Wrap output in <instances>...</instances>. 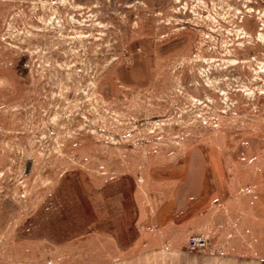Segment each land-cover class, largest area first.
I'll return each mask as SVG.
<instances>
[{
    "label": "rangeland",
    "instance_id": "1",
    "mask_svg": "<svg viewBox=\"0 0 264 264\" xmlns=\"http://www.w3.org/2000/svg\"><path fill=\"white\" fill-rule=\"evenodd\" d=\"M192 235L264 264V0H0V264Z\"/></svg>",
    "mask_w": 264,
    "mask_h": 264
},
{
    "label": "crops",
    "instance_id": "2",
    "mask_svg": "<svg viewBox=\"0 0 264 264\" xmlns=\"http://www.w3.org/2000/svg\"><path fill=\"white\" fill-rule=\"evenodd\" d=\"M227 250L225 244L212 245L209 252L202 256L180 250L175 254V260L176 264H263L262 258L257 254L237 256L229 254Z\"/></svg>",
    "mask_w": 264,
    "mask_h": 264
},
{
    "label": "built area",
    "instance_id": "3",
    "mask_svg": "<svg viewBox=\"0 0 264 264\" xmlns=\"http://www.w3.org/2000/svg\"><path fill=\"white\" fill-rule=\"evenodd\" d=\"M187 246L191 253L195 255H206L207 241L204 237L192 235L187 238Z\"/></svg>",
    "mask_w": 264,
    "mask_h": 264
}]
</instances>
